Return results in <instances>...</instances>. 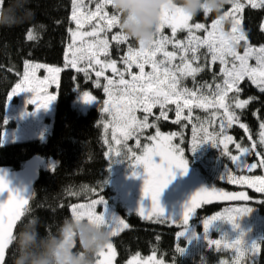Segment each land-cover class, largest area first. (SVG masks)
<instances>
[{
	"label": "trees",
	"instance_id": "obj_1",
	"mask_svg": "<svg viewBox=\"0 0 264 264\" xmlns=\"http://www.w3.org/2000/svg\"><path fill=\"white\" fill-rule=\"evenodd\" d=\"M86 1L84 0V3ZM30 7L35 12L31 22L11 28H0V167L18 170L27 160L36 155L43 160L52 158L55 161V166L51 170L41 169L26 208L35 211L44 222L45 228L51 229L64 216L71 214L72 205L89 203L101 197L128 225L111 238L116 250V264H123L133 254L146 255L152 252L162 256L170 264H219L228 249L201 246L192 254L185 255L183 250L187 244L185 240L176 237L181 227L162 222L144 221L135 213L128 212L119 202L116 192L110 185L108 147L102 129L107 114L99 108L88 109L86 113H81L72 105L75 90H89L103 97L100 89L93 87L92 75H90L91 79L87 80L84 73L70 69L64 64V49L69 39V29L72 27V0H31ZM227 7L225 6L223 12ZM216 18L218 16L215 14L201 13L193 17L192 22L208 24ZM240 20L248 44L252 47L264 44V32L261 30L264 8H252L245 5L240 12ZM29 31L34 35L33 40L27 39ZM178 34L183 36L184 32L180 31ZM115 47L117 44L112 43L111 52L114 53ZM120 48L123 53L124 46L120 45ZM172 51L181 55L179 48L174 50L172 47ZM186 56L191 60L192 53L188 52ZM197 56L199 58L192 62V66H199L203 71L196 74L195 79L191 76L181 77L178 87L190 89L196 92L197 96H207L212 100L216 85L223 84L220 69L217 64L209 66V56L202 47L199 48ZM27 62L61 69L54 90L56 98L50 131L44 141L29 139L2 145V132L12 125L11 122L6 123L8 98L22 77ZM80 68H88V65ZM90 70L88 69V72L91 74ZM239 87L240 92H229L226 100L239 117L238 123L226 127L223 132L224 136H231L233 139V142L228 144L229 154L227 155L223 144L214 147L211 143H199L195 149L192 148L194 126L197 129L198 139L203 136V133L199 131L201 123L208 127L209 132H221L220 118L223 115V109L216 107L192 106L190 116L189 108L184 107L181 119L175 122L177 121L176 104L168 103L164 109L157 106L148 116V123L155 126L148 127L144 132L150 137L157 131L171 136L175 133L176 135L172 136V143L175 147L183 149V158L191 168L198 170L199 176L205 183L232 189L225 182L227 171L251 175H257L261 171L264 173V168L259 166L251 171L243 170L238 167L242 161L241 158L236 163L230 158L231 155H239L237 144L242 148L250 149L246 159L257 165L260 159L257 154H264V145L260 143V133L264 131L260 128V125L264 123V93L260 92L247 78L240 82ZM235 99L249 100V103L245 108L237 109ZM182 100H184L183 97L179 100L180 105ZM162 111L166 112V118L161 115ZM213 113L216 115L213 116ZM184 117L188 118L184 119ZM209 121L210 126L207 123ZM240 124H244L248 131L241 128ZM141 141L151 143L148 138ZM132 143L133 141L129 140L128 145L132 155L128 150L130 157L127 164L133 163L141 150ZM254 144L255 148H253ZM248 196L254 198L253 205L257 208L261 220L260 231L254 242L259 246V250L254 253L248 264H264V194L248 193ZM220 206V203L202 205L198 209L197 220L217 213ZM22 219H24L23 216ZM45 228H41V234ZM177 248L181 251L178 252ZM10 250L9 246L6 254ZM6 264L9 262L6 261Z\"/></svg>",
	"mask_w": 264,
	"mask_h": 264
},
{
	"label": "snow or ice",
	"instance_id": "obj_2",
	"mask_svg": "<svg viewBox=\"0 0 264 264\" xmlns=\"http://www.w3.org/2000/svg\"><path fill=\"white\" fill-rule=\"evenodd\" d=\"M230 4L232 5V11L225 12L223 16L224 20L231 19L232 26L230 32L224 31L223 20L221 18L216 19L211 26V31H208L204 24L196 23L190 25L189 21L192 17L185 15L179 9L172 12H164L157 29L156 38H154L148 46L140 43L138 51L129 47L127 56L123 59L125 71H120L114 60L102 61L99 58L100 55H107L109 48L107 37L101 38L100 34L106 33L114 26L118 25L116 15L107 10L109 8L108 0H97L95 3V10L87 13L83 12L84 0H72V20L76 22L77 28H82L85 23H91L93 21H95V23L93 24L92 30L89 32L73 31L71 33L73 43L69 45L71 59L68 63L73 68H77V65L81 61L87 60L89 68L93 65L99 66V70L95 71V76L97 78L104 76V71L106 69H111L113 74L119 76V80H113L106 76L104 77L107 80L104 91L109 94L110 100L114 101L112 107H106L105 111L111 114L113 108L115 109L116 116H114V121L122 132L124 140L132 137L142 129L155 126L148 124V115L144 116L143 121H137L134 115L137 108H142L145 113H151L152 108L157 104L161 109H164L166 104L173 103L177 105V121L175 122H179L184 107L189 108V116L191 115L192 106L200 108L216 107L223 109V115L220 118L221 132H209L208 127H206L204 123H201L199 131L203 133V136L198 139L197 129L194 126L192 148L195 149L199 143H211L214 147L223 144L225 154H229L227 152L228 144L232 143L233 139L231 136H224L223 132L226 127H231L233 123H238L239 117L232 110L231 106L226 103L228 93H239V84L245 78L250 80L260 92L264 93V46L254 48L249 45L247 36L240 27V20L237 18L236 14L243 10L245 3H242L241 0H230ZM247 4L252 8H264V0H247ZM166 25L171 28L173 36H175L178 28L187 29L189 33L187 43L185 44L183 41L179 40L173 43L167 36H163L161 30ZM193 29H203L207 31V36L201 40L199 36L194 35ZM84 37H93L94 39L87 44L86 48L82 44L79 49H75L77 38L83 41ZM27 39H34V35L31 31L27 33ZM112 40L117 43H123L128 40V37L123 34H117L112 36ZM241 42L244 44L243 55L237 51ZM168 43H173L174 48H179L181 50V55L179 57L181 64L174 68L169 67V65L176 59L177 54L174 51L165 50V45ZM202 46H207L213 62L219 61L222 65L220 72L224 76L223 84L216 85V91L213 93L214 99L212 100L207 96H197V93L190 89H181L178 87L181 77L191 76L195 79L196 74L203 71L199 66H192V62L199 58L197 52ZM157 52L163 53V60L154 59ZM188 52L192 53L191 60L186 56ZM228 57L232 58L231 67H227L229 64ZM250 59L256 60V67L249 65L248 61ZM133 64L139 68V76L132 74L131 68ZM145 64L151 65V72H145ZM39 67H41V65L26 63L23 79L21 83L17 84L16 88L13 89L11 96L20 92H34L36 90L34 87V78L35 71ZM47 70L53 74V80L55 79L54 74L60 71L58 68H49ZM77 71H83L86 76L88 75V68H77ZM125 72L131 76L130 81L124 78ZM177 73L179 75H177ZM43 83V81L40 82V84ZM96 86H100L98 81ZM113 89H116V91L114 92ZM11 96L9 98H11ZM181 97L184 98L183 106L179 103ZM55 98L56 97L53 95H44L42 100L33 98L28 102L35 104L38 108H47ZM93 100L94 97L92 95L87 92L84 93L83 101L85 103H90ZM234 103L235 108L243 109L248 105L249 100L235 99ZM105 104H109V101H105ZM161 115L165 116V118L167 116L164 111L161 112ZM215 115L216 113H213V116ZM187 118L188 117H184V119ZM207 123L209 126L211 125L210 121ZM240 127L248 131L244 124H240ZM260 128L264 130V123L260 125ZM174 135L176 134L173 133L172 136ZM160 136V132L157 131L155 137H148V139L157 140ZM172 136H165L163 140L170 141ZM221 136H223V139H221ZM260 137V143L264 145V131H261ZM119 142L118 140L117 143ZM137 144H139V140H137ZM236 147L239 149L241 156L247 155L250 151L249 148H242L239 144H237ZM253 148H255V144ZM117 155H119V152H117ZM257 155L260 156L258 165L253 163L251 165H238V167L246 168L249 171L258 166L264 168V154L258 153ZM154 157H159L160 162L156 163ZM230 158L234 163L240 160V157L236 155H231ZM135 161L136 163L133 166H142L144 170L145 178L143 181L142 194L144 197L151 200V208L148 210L140 208V214L145 219H152L153 217H155L157 221L162 218L165 219L162 216L163 209L160 207L159 197L173 179V169H180L182 173L186 170L187 166L183 158V149L172 146L170 143L164 148L158 147L152 149H149L148 146L145 145V154L143 156H136ZM133 175H135V173H133ZM228 180L232 183L247 184L258 192H264V177L257 176L250 178L247 176L235 177L229 175ZM5 190L9 192V195L6 202H0V264H6L4 255L11 241L13 228L17 222L21 220L24 211L27 209L25 206L28 204V199L17 192L9 190L7 182L0 177V192ZM213 198L225 201H247L249 199L243 192L236 194L218 191L215 188L211 190L201 188L192 194L189 202L185 205L181 221L182 224H187L189 217L201 206V203H209ZM100 203H102L101 197H99V199H93L87 204L73 206L72 213L74 215H86L89 219L106 223L104 217L96 212V206ZM247 211L248 209L245 207L226 209L224 213H218L215 216L209 217L205 221V228L207 229L208 225L216 220L232 222L235 217ZM127 227L128 225L124 220L118 218L109 226L112 236L117 235L123 228ZM182 234L183 233H180V235ZM210 243L219 246L221 241H210ZM240 245L241 240L236 239L228 246L235 247L237 252L243 255L244 251L241 249ZM106 249L109 253L108 258L99 261L98 264H111V258L115 255L112 243L107 245ZM253 250L258 251L259 246L253 244ZM177 251L180 252L181 249L177 248ZM99 255L103 256L104 250L101 251ZM130 264H136V262L132 261ZM145 264H161V262L150 258Z\"/></svg>",
	"mask_w": 264,
	"mask_h": 264
},
{
	"label": "rangeland",
	"instance_id": "obj_3",
	"mask_svg": "<svg viewBox=\"0 0 264 264\" xmlns=\"http://www.w3.org/2000/svg\"><path fill=\"white\" fill-rule=\"evenodd\" d=\"M97 0H87L84 3L83 12L87 13L89 11L95 10V3ZM242 3L247 4V0H241ZM87 3V4H86ZM227 9L224 11L229 12L232 11V5L228 4ZM250 6V5H248ZM109 12H112L110 7L107 9ZM237 18L240 20V13L236 14ZM218 19V18H216ZM215 19V20H216ZM192 22V19L189 21L190 25H194L196 23H201L205 25V28L208 31H211V26L213 22ZM71 22L72 27L69 29V39L68 42L65 45L64 54H63V60L65 66L70 67V69L77 70V68H80L84 65H88L87 60L81 61L77 68H73L68 61L71 59V50L69 49V45L73 43V38L71 33L73 31H80V32H89L92 30L93 24L95 21L91 23H85L82 28H77L76 22L72 20V13H71ZM207 24V25H206ZM231 19H226L223 22V29L225 32L231 31ZM240 27H241V20H240ZM167 30V32H165ZM261 30L264 32V20L261 23ZM184 32L183 36H179L178 32ZM163 36H167L169 40L173 41V43L176 40L183 41L185 44L187 43L188 38V30L183 28H178L175 36H173L171 28L167 25L161 30ZM193 33L196 36H199L201 40H203L207 36V31L201 29V30H195L193 29ZM117 34H123L122 31L119 29L118 26H114L110 31H107L106 33H101V38L107 37L109 41V48L107 55H100V59L102 61H108V60H114L116 62L117 68L120 71H125V64L123 62V59L127 56L129 47L139 50L140 45L138 41H135L131 38H128L127 41L123 43H117L116 41L112 40V36ZM124 35V34H123ZM156 38V37H155ZM94 38L93 37H84L83 41H81L79 38L76 40L75 49H79L82 44L86 48L87 44L91 42ZM112 43L117 44L116 50L111 52L110 46ZM173 43H168L165 45V50L172 51ZM120 45L124 46L123 53H121ZM262 45L253 46L254 48H259ZM174 48V47H173ZM204 49V52L209 56V66L212 64H217L219 69L222 67V65L219 63V61L213 62L211 59V54L208 52L207 46H202ZM73 49V50H75ZM177 48H174L176 50ZM237 51L243 55L244 52V44L241 42L240 46L237 48ZM191 53V52H190ZM79 54V53H78ZM177 54V53H176ZM180 55H176V59L172 61V64L169 65V67H175L180 64ZM189 59V57H187ZM154 59L156 60H163L164 56L162 52H157ZM229 64L227 67H231V57H228ZM249 65L256 67V60L250 59L248 61ZM26 64V63H25ZM27 64L32 65H41V67L37 68L35 71V84L34 87L36 90L34 92L25 91L20 92L16 95L11 96V98L8 99L7 102V110H6V123L11 122L12 125L4 130L2 132L1 136V143L2 145H6L13 142H21L29 139H40L41 141H44L49 134L50 127H51V120L53 116V108H54V101H52L47 108H38L35 104L29 103L33 98H36L38 100H42L44 95H53L55 96V87L57 85L58 81V73H55V79L53 80V74L50 73L47 69L49 68H55L53 66L44 65L41 63H30L27 62ZM193 65V64H192ZM88 69H91L90 72H88V75L86 76L83 71H79L84 73V77L88 79H91L90 75L94 77L93 81V87L96 89L97 81L99 82L100 86L98 87L100 89V92L103 94V97H100L89 90H75V97L72 102V105L75 109L80 111L81 113H86L87 110L92 108H99L102 110V112L107 114V118L104 120V123L102 124V129L104 132V138L106 145L108 147L107 150V158L110 163L109 167V174H110V185L113 187L114 191L116 192L117 198L119 202L124 205V207L128 210V212L135 213L138 215L142 220L149 221V222H162V223H168L169 225H174L177 227H181V230L177 234V239H183L185 240L187 247L183 250V253L185 255H190L194 251L198 250L201 246H214L216 248H220L222 250L228 249L227 253L222 259L220 260L219 264H248L249 261L254 256V253L256 252L253 250V244L256 241V235L259 233L260 229V215L257 213V208L253 205L255 202L253 197L248 196V193L252 194H264V192H258L254 188L249 187L247 184H238V183H232L229 182L228 176L232 175L235 177L240 176H247L250 178L254 177H264L263 171H261L257 175H251V174H236L231 171H227L225 173L226 177V183L232 187V189H226L223 187L218 186H211L205 183L201 177L199 176L198 170L196 168H191L187 161H186V170L182 173L180 169H173L174 177L170 181L172 185L178 186L177 191L167 192L165 190L162 191L160 197H159V203L160 207L163 209L162 216L165 219H161L159 221L156 220L155 217L152 219H145L139 212L140 208H144L145 210H148L151 208V200L147 197H144L142 194V188H143V181L145 178L144 170L142 166H133L136 161L134 160L133 163L127 164V161L129 159V140L133 141V145L137 146L138 148H141L139 156H143L145 154V145L148 146L149 149L152 148H164L169 143L172 146H175L172 143V138L170 141L163 140V137L165 136H171L170 134H165L160 132L161 136L157 138V140H150L151 143H143L141 141L147 139L150 137L149 135L145 134V129H142L141 131L137 132L132 137L128 138L127 140H124L122 132L117 127L114 116H116V111L113 108L112 113L105 111L106 107H112V104L114 103L113 100H110L109 94L104 91V86L107 84V80L104 78L105 76L113 79V80H119V76L112 73L111 69H106L104 71V76H101L97 78L95 76V71L99 70V66L93 65L91 68L88 67ZM145 72H151L152 68L150 64H145ZM22 78L19 80L18 84L21 83ZM131 72L134 75L139 76L140 71L139 68L136 67L135 64L132 65ZM221 73V72H220ZM177 75H179L177 73ZM222 78L224 79L223 74L221 73ZM124 78L126 80H131V76L125 72ZM43 81V84H40V82ZM255 86V85H254ZM256 87V86H255ZM16 88V86H15ZM14 88V89H15ZM115 92L116 89H113ZM87 92L90 95L94 97V100L90 103H85L83 101V95ZM105 101H109V104H105ZM181 105L183 106V100L181 101ZM159 106L158 104L155 106ZM153 107V108H155ZM152 108V111H153ZM151 113H145L142 108H137L135 110L134 115L136 116L137 121H143L145 115H151ZM148 122V121H147ZM149 124V123H148ZM157 133H155L152 137H155ZM115 136V138H114ZM120 141L117 143V141ZM137 140H139V144H137ZM244 148V147H243ZM251 151H253L251 147ZM117 152H119V155H117ZM131 154V151H130ZM132 155V154H131ZM242 159L239 166H242L244 164L251 165L254 162L249 161L246 159V155L241 156V153L239 151V155ZM154 160L156 163L160 162L159 157H154ZM55 166V161L52 158L45 159L41 169L42 170H51ZM243 170L249 171L246 168L239 167ZM253 170V169H252ZM135 173V175H133ZM201 188L209 189L212 188L217 189L218 191L227 192V193H245L249 199L247 201H225V200H219L213 198L211 202L209 203H201L202 205H208L213 203H220L221 206L218 209V212L207 217H203L199 220H197L199 216V212L197 208L189 217V220L187 224H182V217L185 210V205L189 202L192 194H194L196 191L200 190ZM87 204V203H83ZM81 205L75 204L71 206V214L73 206ZM235 207H245L248 209L247 212H245L242 215H239L235 217L234 221L229 222L226 220H216L213 221L211 224L208 225L207 229L205 228V221L212 216L217 215L218 213H224L226 209L229 208H235ZM96 212L98 214H101L105 222L108 226H111L116 219L122 220V218L116 214L112 208L106 203L105 200H102V203L97 204L96 206ZM124 229V228H123ZM180 233H183L180 235ZM113 237V236H112ZM111 237V238H112ZM241 240V249L244 251V254L241 255L237 252V249L231 245V243L236 240ZM220 240L221 244L219 246L215 244H211L210 241H216ZM113 245V251L115 255L111 258V264H116V250L114 247V244L112 240L110 241ZM108 250L104 249V255L100 256L98 254V257L96 259V264H98L99 261L106 260L108 258ZM150 258L160 261L161 264H170L167 262L162 256L157 255L156 253L152 252L146 255H140V254H133L130 256L123 264H130V262L135 261L136 264H145L146 261H148Z\"/></svg>",
	"mask_w": 264,
	"mask_h": 264
},
{
	"label": "clouds",
	"instance_id": "obj_4",
	"mask_svg": "<svg viewBox=\"0 0 264 264\" xmlns=\"http://www.w3.org/2000/svg\"><path fill=\"white\" fill-rule=\"evenodd\" d=\"M30 4L31 0H0V28L31 22L35 12ZM228 4L230 0H108L122 33L145 46L155 38L164 12L179 9L192 18L215 14L224 22ZM23 217L4 255L9 264H96L98 254L111 243L109 226L86 215L64 216L51 229L35 211L26 209Z\"/></svg>",
	"mask_w": 264,
	"mask_h": 264
},
{
	"label": "water",
	"instance_id": "obj_5",
	"mask_svg": "<svg viewBox=\"0 0 264 264\" xmlns=\"http://www.w3.org/2000/svg\"><path fill=\"white\" fill-rule=\"evenodd\" d=\"M43 162V158L36 155L27 160L24 166L18 170H13L10 167H0V177L7 182L9 190L17 192L24 198L28 199L29 204L33 187L39 178ZM8 195L9 192L7 190L0 192V202H6ZM28 204L25 207H27ZM16 225L13 228V232ZM8 248L6 249V252Z\"/></svg>",
	"mask_w": 264,
	"mask_h": 264
},
{
	"label": "flooded vegetation",
	"instance_id": "obj_6",
	"mask_svg": "<svg viewBox=\"0 0 264 264\" xmlns=\"http://www.w3.org/2000/svg\"><path fill=\"white\" fill-rule=\"evenodd\" d=\"M177 187H178V186H174V185H172V183L170 182L164 190H165V191L169 190V191H167V192L177 191V190H178Z\"/></svg>",
	"mask_w": 264,
	"mask_h": 264
},
{
	"label": "crops",
	"instance_id": "obj_7",
	"mask_svg": "<svg viewBox=\"0 0 264 264\" xmlns=\"http://www.w3.org/2000/svg\"><path fill=\"white\" fill-rule=\"evenodd\" d=\"M21 78H22V77H21ZM21 78H20V79H21ZM20 79H19V80H20ZM17 84H18V83H17ZM17 84H16V85H17ZM16 85H15V86H16ZM14 88H15V87H14ZM14 88H13V89H14ZM12 91H13V90H12ZM12 91H11V92H12ZM8 99H9V98H8Z\"/></svg>",
	"mask_w": 264,
	"mask_h": 264
},
{
	"label": "bare ground",
	"instance_id": "obj_8",
	"mask_svg": "<svg viewBox=\"0 0 264 264\" xmlns=\"http://www.w3.org/2000/svg\"><path fill=\"white\" fill-rule=\"evenodd\" d=\"M127 260V259H126Z\"/></svg>",
	"mask_w": 264,
	"mask_h": 264
}]
</instances>
